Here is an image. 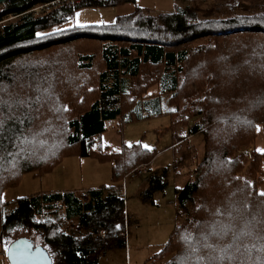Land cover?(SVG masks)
I'll return each instance as SVG.
<instances>
[{
  "label": "trees",
  "instance_id": "trees-1",
  "mask_svg": "<svg viewBox=\"0 0 264 264\" xmlns=\"http://www.w3.org/2000/svg\"><path fill=\"white\" fill-rule=\"evenodd\" d=\"M52 1L8 0L0 9L2 244L14 229L35 231L55 264H97L108 250L126 248L124 182L171 150L177 222L145 264H264V152L256 148L264 6L229 0L157 15L137 7L111 23L50 31L84 7L135 0H58L32 10ZM163 115L171 118L170 145L97 154L112 162L113 184L81 195L35 192L13 205L3 199L27 174L95 154L109 123L120 131ZM198 136L204 152L196 159L185 145ZM164 173L151 176L146 195L163 189ZM72 220L74 229H63ZM8 246L0 250L7 260Z\"/></svg>",
  "mask_w": 264,
  "mask_h": 264
},
{
  "label": "rangeland",
  "instance_id": "rangeland-1",
  "mask_svg": "<svg viewBox=\"0 0 264 264\" xmlns=\"http://www.w3.org/2000/svg\"><path fill=\"white\" fill-rule=\"evenodd\" d=\"M80 1V0H75ZM229 0H135L108 7H84L69 17L60 27H54L50 31L76 26L77 22L84 26L94 24H106L113 22L117 16L129 14L140 7L151 15L167 13L176 10L177 6L199 5L203 8L216 6L218 2L228 3ZM238 3L248 5L258 4L264 6V0H239ZM229 4V3H228ZM228 4H226L228 6ZM2 4L0 5V9ZM229 7V6H228ZM236 9V7H235ZM78 14V15H77ZM171 124L168 115L154 117L148 120L127 124L120 131L116 123H109L108 130L98 136L94 145L93 155L87 157L69 156L53 171L34 176L27 174L22 181L13 187L6 189L3 199L12 205L15 200L40 190L49 188L79 189L96 186L105 177V183L113 184L112 162L101 158L98 153L121 150L123 144L132 145L141 143L149 149H160L172 142L171 131H165ZM187 146V147H186ZM185 147L190 154L198 157L203 155V143L201 137L188 138ZM256 148L264 152V127H260ZM252 151V149H248ZM192 157V156H191ZM172 151L163 152L154 163V172L145 173L136 178H130L124 182L125 207L129 224L127 225V247L111 249L101 255L97 264H145L146 261L157 254L168 241L170 233L177 222L176 217V193L175 188L180 184L176 179L172 167ZM196 161V160H194ZM165 170L164 187L154 193L146 195L153 174H161ZM193 176V175H192ZM185 179V178H184ZM146 198V199H145ZM71 224L65 223L63 229L68 232L74 229L77 220ZM73 224V225H72ZM27 236L35 244H41L49 249L41 235L35 231L14 229L5 234L3 244L1 239L0 224V250L6 248L15 238ZM50 250V249H49ZM54 264L57 257L52 253ZM0 264H10L6 256L0 252Z\"/></svg>",
  "mask_w": 264,
  "mask_h": 264
},
{
  "label": "water",
  "instance_id": "water-1",
  "mask_svg": "<svg viewBox=\"0 0 264 264\" xmlns=\"http://www.w3.org/2000/svg\"><path fill=\"white\" fill-rule=\"evenodd\" d=\"M7 1L0 0V5ZM7 257L10 264H54L48 249L41 244H35L27 236L18 237L10 243Z\"/></svg>",
  "mask_w": 264,
  "mask_h": 264
},
{
  "label": "crops",
  "instance_id": "crops-1",
  "mask_svg": "<svg viewBox=\"0 0 264 264\" xmlns=\"http://www.w3.org/2000/svg\"><path fill=\"white\" fill-rule=\"evenodd\" d=\"M152 172H154V168H153V171ZM105 177H107V175L106 176H104V178L102 179V178H100L101 180H99V182H98V184L96 185V186H93L92 188L91 187H89V188H86V189H84V188H77V189H65V188H49L48 190H40V191H38V192H45V191H59V192H69V191H72V192H76V193H79V195H81V194H83V193H87V192H89V191H94L95 189H99L101 186H103V185H108L107 183H105L104 181V179H105ZM126 199V198H125Z\"/></svg>",
  "mask_w": 264,
  "mask_h": 264
},
{
  "label": "built area",
  "instance_id": "built-area-1",
  "mask_svg": "<svg viewBox=\"0 0 264 264\" xmlns=\"http://www.w3.org/2000/svg\"><path fill=\"white\" fill-rule=\"evenodd\" d=\"M57 1H58V0H54V1L50 2V3L45 4V5L35 7L33 10H34V11H39V10L42 9L44 6L48 7V6H50L51 4L56 3ZM248 155H249V157H251V152H250V151H248ZM152 171H153V168H152L151 166H147V165L139 166V167L134 171V173H133V175H132V178L139 177V176H141V175H143V174H145V173H150V172H152Z\"/></svg>",
  "mask_w": 264,
  "mask_h": 264
},
{
  "label": "snow or ice",
  "instance_id": "snow-or-ice-1",
  "mask_svg": "<svg viewBox=\"0 0 264 264\" xmlns=\"http://www.w3.org/2000/svg\"><path fill=\"white\" fill-rule=\"evenodd\" d=\"M77 15H78V14H77ZM76 26H78V27H84V25L79 24V22H77V25H76ZM55 31H62V30H61V29H57V30H55ZM35 35H36L37 38H43L46 34H43V33H36ZM4 128H5V124H4V122H3V121H0V129H4ZM0 135H3V133L0 132ZM3 147H5L4 144H3V140L0 139V148H3ZM143 147L148 148L147 145H144ZM259 194H260V195H264V193H259Z\"/></svg>",
  "mask_w": 264,
  "mask_h": 264
},
{
  "label": "bare ground",
  "instance_id": "bare-ground-1",
  "mask_svg": "<svg viewBox=\"0 0 264 264\" xmlns=\"http://www.w3.org/2000/svg\"><path fill=\"white\" fill-rule=\"evenodd\" d=\"M33 10V9H32ZM34 11V10H33ZM35 12H37V11H35Z\"/></svg>",
  "mask_w": 264,
  "mask_h": 264
}]
</instances>
